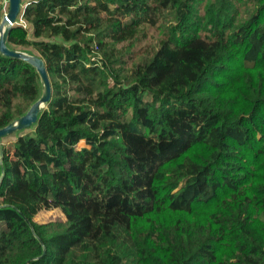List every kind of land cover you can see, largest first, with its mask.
<instances>
[{
	"label": "trees",
	"instance_id": "1",
	"mask_svg": "<svg viewBox=\"0 0 264 264\" xmlns=\"http://www.w3.org/2000/svg\"><path fill=\"white\" fill-rule=\"evenodd\" d=\"M26 2L10 45L44 58L53 100L4 149L0 264H264V0ZM200 40L218 47L194 80L148 85ZM39 95L0 54V128ZM41 203L85 218L38 223Z\"/></svg>",
	"mask_w": 264,
	"mask_h": 264
},
{
	"label": "rangeland",
	"instance_id": "2",
	"mask_svg": "<svg viewBox=\"0 0 264 264\" xmlns=\"http://www.w3.org/2000/svg\"><path fill=\"white\" fill-rule=\"evenodd\" d=\"M24 1L26 2L27 0ZM0 6L3 7L4 12L7 11L8 0H0ZM148 33V39L134 47V54L126 57L128 67L131 66L133 59H139L144 54L143 49H146L147 46L158 49L159 42L163 38L160 31L155 28H150ZM217 47L218 45L216 43L205 40L197 41L190 47L180 51L165 47L160 51L157 61V79L149 80L148 85L151 88L157 89L162 94L173 92L179 84L196 78L195 70L204 65L215 54ZM15 139V137L8 138L4 141V145L7 148H13V140ZM83 146L84 144H81L79 147L81 148ZM68 209L62 204H38V213L36 214L35 221L46 224L49 222H67L85 218L83 213L75 209H69L68 211ZM83 224L85 225L86 223L83 222Z\"/></svg>",
	"mask_w": 264,
	"mask_h": 264
},
{
	"label": "water",
	"instance_id": "3",
	"mask_svg": "<svg viewBox=\"0 0 264 264\" xmlns=\"http://www.w3.org/2000/svg\"><path fill=\"white\" fill-rule=\"evenodd\" d=\"M26 6L27 2L24 0H8V10L0 16V54L9 59L24 61L35 69L39 77L40 95L25 114L0 128V188L6 175L4 141L11 137L17 139L26 131L34 129L53 100L52 80L44 58L32 50L13 48L10 45V35L13 28L25 25L21 15Z\"/></svg>",
	"mask_w": 264,
	"mask_h": 264
}]
</instances>
